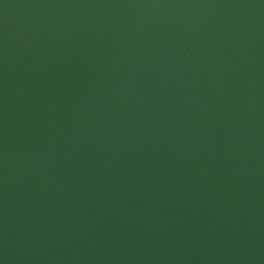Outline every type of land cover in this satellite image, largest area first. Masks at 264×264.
Segmentation results:
<instances>
[{
	"label": "water",
	"instance_id": "obj_1",
	"mask_svg": "<svg viewBox=\"0 0 264 264\" xmlns=\"http://www.w3.org/2000/svg\"><path fill=\"white\" fill-rule=\"evenodd\" d=\"M0 264H264V0H0Z\"/></svg>",
	"mask_w": 264,
	"mask_h": 264
}]
</instances>
